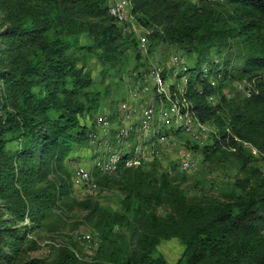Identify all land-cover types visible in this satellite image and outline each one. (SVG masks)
<instances>
[{"label": "trees", "instance_id": "1", "mask_svg": "<svg viewBox=\"0 0 264 264\" xmlns=\"http://www.w3.org/2000/svg\"><path fill=\"white\" fill-rule=\"evenodd\" d=\"M128 1L142 26L161 29L163 34L149 36L153 47L164 39L194 57L183 95L174 84L172 99L186 100L194 118L213 121L219 132L212 146L193 150L204 161L234 155L245 177L235 180L224 202L215 201L219 207L213 213L206 204H187L172 171L156 159L120 168L112 175L124 184L120 211H109L96 224L101 237L94 264H167L156 246L171 238L184 248L176 264H262L264 172L253 165L245 145L264 156V0ZM108 2L0 0V264L79 263L68 247L52 262L29 253L39 249L31 235L70 191V182L58 175L64 160L87 146L95 130L94 123L79 119L96 112L112 89L119 92L124 53L139 54L132 36L115 28ZM83 33L91 40L85 41ZM93 63L99 65L102 83L112 76L102 92L94 90L88 71ZM199 63L207 74L203 68L195 73ZM241 81L252 85L248 94L222 95ZM218 95L219 103L211 105L208 98ZM111 180L104 176L97 184ZM165 206L172 214L158 215L156 209ZM137 215L145 221L132 249L115 229H129V219Z\"/></svg>", "mask_w": 264, "mask_h": 264}, {"label": "rangeland", "instance_id": "2", "mask_svg": "<svg viewBox=\"0 0 264 264\" xmlns=\"http://www.w3.org/2000/svg\"><path fill=\"white\" fill-rule=\"evenodd\" d=\"M116 1L109 0L108 5ZM94 23H98V21ZM100 24L104 23L100 21ZM115 28H119L125 35L132 36L137 44L139 38L145 36L147 38L146 47L144 49L137 47L139 51L137 57L132 50L124 53L127 64L122 68L124 71L121 76L124 83L119 92L112 89L110 97L106 99L105 103L102 102L100 104L96 112L89 113V116L85 115L79 120L81 124L91 125L98 117L108 114L115 128L112 134L113 138H116L117 132L125 126L129 129L128 137L131 141L136 136V132L139 135L137 129L135 131L138 123L136 115L141 114V111L146 107V103L151 100L156 102L160 99L156 86L152 81V72L161 71L169 89L176 84L174 86L183 93L189 78L188 69L192 65L194 57L188 58L185 55V51L175 47L173 44H169L164 39H161L160 43L153 47L152 45H155V42L149 36L155 32L163 34L161 29L155 26L146 28L137 21L135 16L124 25H115ZM82 35L85 41L91 40L85 33ZM150 46L152 48L149 52ZM178 61L181 62L177 63ZM202 68H205L203 64H197L195 73H198ZM88 71L91 73V78L94 81L93 87L96 91L102 92L104 87L112 80V76H108L107 80L102 83L98 64H91ZM177 76L180 78L175 80ZM260 76L264 80V71L260 72ZM258 80V78H255L252 82L256 83ZM251 88L252 85L246 81L234 82L223 89L222 95L230 99L236 92L248 94ZM125 90L127 91V96L124 98ZM129 92H131L130 95H128ZM123 93L124 96L122 98L121 95ZM116 94H119L120 98L116 99ZM134 94L136 95L134 96ZM112 101L116 102L114 106H110ZM219 101L220 95L208 98V102L211 105H216ZM121 102H127L131 110L137 112L134 117L127 119L125 124H122L123 113L119 109ZM112 107L113 109H111ZM201 124L204 128L201 132L196 127H192L190 133H185L179 123L176 127L161 128L160 130L167 134L169 142L159 148L158 157L147 158L141 166L148 165L156 159L162 164L164 169L168 172L172 171V175L180 183V187L184 189L187 204H206L205 207L209 209V212L215 213L219 207L217 202H219L218 204L224 202L226 194L232 188V184L237 179H243L245 173L241 171L240 165L233 159L234 155L232 154H219L208 161H204L202 154L193 150L196 145L201 147L212 146V138L218 137V127L213 121L210 120L208 123ZM95 133H98V131ZM98 137L99 135L97 134L96 141L90 142L89 140L87 146L76 148L64 160L63 169L58 175L70 182V191L67 196L60 198L56 202L44 225L31 235L36 240L39 249L30 252V257L44 258L52 262L60 256L64 248L68 247L78 258V264H94L96 245L101 237V231L96 228V224L109 211H120L119 200L123 198L124 189L123 181H117L118 178L112 176L115 173L105 174L98 169L92 170V177L97 185L96 190L88 191L78 181L76 173L79 169L91 168L92 163L96 160H108L109 155H112L117 148V146L115 147L112 144L113 138L108 144L103 137L97 141ZM235 140L237 141V139ZM106 146V152H104ZM245 147L253 155V165L264 172V156L259 155L257 150L249 145H245ZM185 160H189L193 165L190 170L181 168V164ZM173 169L176 172H173ZM104 176L112 177V180L99 187L97 183ZM156 212L163 217L169 216V213L172 214V210L167 206L157 208ZM136 218L129 219L132 224L129 229L120 231L115 229V232L125 236L132 249L138 247V241L143 232L145 221L139 215ZM156 250L162 254L167 264H176L183 259L184 248L176 238L161 241L156 246Z\"/></svg>", "mask_w": 264, "mask_h": 264}, {"label": "built area", "instance_id": "3", "mask_svg": "<svg viewBox=\"0 0 264 264\" xmlns=\"http://www.w3.org/2000/svg\"><path fill=\"white\" fill-rule=\"evenodd\" d=\"M108 14L118 25H124L131 21L133 18L131 12V5L128 0H117L114 3L109 4ZM147 44V38L141 36L138 41V48L144 49ZM181 61H178L179 63ZM207 70L204 69L203 73ZM152 81L156 86L160 99L156 102L152 100L146 103V107L141 111V114H137L138 123L135 127L136 136L130 141L128 137L129 129L125 126L121 128L116 134V138H113L115 128L112 125L109 115L98 117L95 124V131H91L89 134L90 142L96 141L97 134L98 140L101 137L105 138L108 144L112 139V144L117 148L112 155H109L108 160H96L92 163L91 168L79 169L76 173L78 181L88 191L97 189V185L92 177V170L98 169L105 174H113L120 168L123 169H135L142 165L147 158H156L159 155V148L169 142L167 134L163 133L160 129L165 127H176L179 123L182 126V130L185 133H190L193 128L203 131L202 124L192 116L189 103L184 99H172V93L165 82V78L162 76V72H152ZM187 83V82H186ZM211 85L215 86V81H211ZM178 89V88H177ZM170 90V91H169ZM129 92L128 95H130ZM179 95H183L182 91L178 89ZM136 94H134L135 96ZM127 91L125 90V96ZM119 109L123 113L122 124H125L126 120L134 117L136 111H132L127 102H121ZM98 131V133H95ZM160 131V132H159ZM194 135V134H193ZM107 144V146H108ZM118 144V145H117ZM104 152H106V148ZM193 165L189 160L183 161L181 168L183 170H190Z\"/></svg>", "mask_w": 264, "mask_h": 264}]
</instances>
